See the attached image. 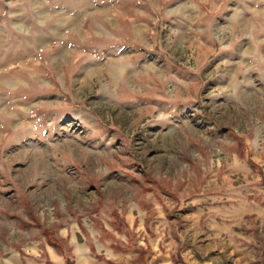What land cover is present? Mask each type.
<instances>
[{
  "label": "rangeland",
  "instance_id": "obj_1",
  "mask_svg": "<svg viewBox=\"0 0 264 264\" xmlns=\"http://www.w3.org/2000/svg\"><path fill=\"white\" fill-rule=\"evenodd\" d=\"M264 264V0H0V264Z\"/></svg>",
  "mask_w": 264,
  "mask_h": 264
},
{
  "label": "trees",
  "instance_id": "obj_2",
  "mask_svg": "<svg viewBox=\"0 0 264 264\" xmlns=\"http://www.w3.org/2000/svg\"><path fill=\"white\" fill-rule=\"evenodd\" d=\"M67 264H73V263H71L70 261H68Z\"/></svg>",
  "mask_w": 264,
  "mask_h": 264
}]
</instances>
